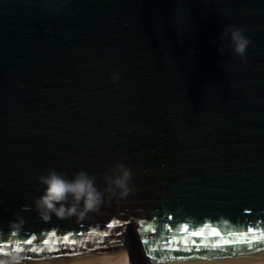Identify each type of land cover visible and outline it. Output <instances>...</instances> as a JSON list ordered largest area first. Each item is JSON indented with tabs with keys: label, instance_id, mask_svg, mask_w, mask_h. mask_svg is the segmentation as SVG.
<instances>
[{
	"label": "water",
	"instance_id": "water-1",
	"mask_svg": "<svg viewBox=\"0 0 264 264\" xmlns=\"http://www.w3.org/2000/svg\"><path fill=\"white\" fill-rule=\"evenodd\" d=\"M117 163L135 192L99 213L23 210L49 169L103 192ZM0 247L20 264L264 260V0H0Z\"/></svg>",
	"mask_w": 264,
	"mask_h": 264
},
{
	"label": "clouds",
	"instance_id": "clouds-1",
	"mask_svg": "<svg viewBox=\"0 0 264 264\" xmlns=\"http://www.w3.org/2000/svg\"><path fill=\"white\" fill-rule=\"evenodd\" d=\"M244 33V28L229 25L220 34L221 39L227 38L231 52L241 63H247L245 54L251 44ZM218 51L224 53L223 43ZM110 79L115 84L120 79L119 72H113ZM109 173L103 177L105 188L101 192L96 187L95 177L84 170L76 172L69 180L63 173L49 169L46 174L37 177L39 184L43 186V194L33 200L31 207L24 205L23 210L34 209L43 222H48L53 215L57 219L75 217L82 220L89 213H99L101 205L105 203V193L108 199H124L135 192L134 187L130 186L133 173L125 164H115L114 168L109 169ZM5 255L7 259H0V264H20L21 256L18 251L7 252Z\"/></svg>",
	"mask_w": 264,
	"mask_h": 264
},
{
	"label": "bare ground",
	"instance_id": "bare-ground-1",
	"mask_svg": "<svg viewBox=\"0 0 264 264\" xmlns=\"http://www.w3.org/2000/svg\"><path fill=\"white\" fill-rule=\"evenodd\" d=\"M103 264H127L126 258L118 259V260H113L109 261ZM244 264H264V260L258 261V262H252V263H244Z\"/></svg>",
	"mask_w": 264,
	"mask_h": 264
},
{
	"label": "snow or ice",
	"instance_id": "snow-or-ice-1",
	"mask_svg": "<svg viewBox=\"0 0 264 264\" xmlns=\"http://www.w3.org/2000/svg\"><path fill=\"white\" fill-rule=\"evenodd\" d=\"M109 227H112V225H109ZM202 233H200V232H194V233H192V235H201ZM217 235H218V233H216ZM65 239H67V237H65ZM27 243L28 244H31L32 243V241L31 240H28L27 241ZM45 243H47V241H45ZM22 249H20L19 247H17L16 249H14V251H21ZM5 251V249L4 248H2V247H0V252H4Z\"/></svg>",
	"mask_w": 264,
	"mask_h": 264
}]
</instances>
